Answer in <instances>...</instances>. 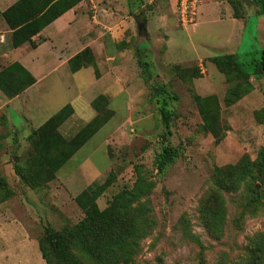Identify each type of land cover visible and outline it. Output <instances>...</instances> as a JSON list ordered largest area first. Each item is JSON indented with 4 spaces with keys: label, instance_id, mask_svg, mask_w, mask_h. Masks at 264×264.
I'll list each match as a JSON object with an SVG mask.
<instances>
[{
    "label": "rangeland",
    "instance_id": "rangeland-1",
    "mask_svg": "<svg viewBox=\"0 0 264 264\" xmlns=\"http://www.w3.org/2000/svg\"><path fill=\"white\" fill-rule=\"evenodd\" d=\"M92 1H87L90 16L94 14ZM157 1L95 0V3H99L96 8L98 16L99 13L108 17L120 12L129 18L133 14L135 20L142 13V6L148 11L156 6ZM154 15L155 12L150 17L154 18ZM3 21L0 22L1 28L5 25ZM95 26L103 27L101 22H96ZM195 28L181 30L182 40L187 43L192 37L194 44L201 46L196 43L199 32H193ZM210 32V36L203 40L209 45L219 31L210 28ZM248 46H251L252 53L242 50L238 53V60L243 64L261 55L260 52L256 53L247 34L245 47ZM201 49L204 48L201 46ZM212 52L216 54L220 51L212 49ZM157 58L153 61L152 76L141 74L139 65L137 70L132 69V74L140 77L136 84H126L130 89H139L134 99L129 100V88L120 89L117 84L110 89V108L115 114L112 116L108 108L103 109L105 112L99 120L106 124L58 171L57 180L37 189L29 188L10 170L11 162L15 163L18 157H26L30 146L25 133L22 134L20 129L14 132L13 112L19 115L26 112L29 116L35 105L32 99L28 100L24 95L9 98L0 90V176L7 177L15 190L11 198L0 203V250L11 252L9 255L16 253L23 261L25 258L27 262L31 261V264H39L40 260L44 262L39 249L36 251L39 259L29 247L24 249L20 235L23 230L21 221L37 240L44 236L47 226L63 230L79 222L85 215L75 194L96 184L104 185L97 205L101 210L109 208L117 194L133 187L139 166L141 174L154 184L148 198L155 224L151 232L141 239L137 264H217L220 259L234 262L246 255L251 239L264 232L262 181L247 178L237 190H220L225 218L223 231L219 233L209 230L202 206L211 193L219 190L213 181L216 166L234 164L244 155L254 161L264 147V125L256 123L252 113L255 108L263 107V102L252 100V108H246L248 103L227 108L221 101V123L230 130L220 144H216L213 135L204 127L193 93L207 95L213 90L223 98L229 87L226 77L213 66L210 78L213 89L209 87L210 81L208 85L197 81L194 83V79L185 83L174 75L170 66L164 64L163 67L164 62L157 61ZM171 60H177V57L172 54ZM12 61L14 58L10 54L3 59L0 57V70ZM77 75L76 79L72 75L62 77L56 71L40 84L47 88L48 107L45 114H55L70 101L74 102L78 90L85 89L83 84L75 81L86 83L88 73L84 70ZM162 84L179 95L177 101L169 104L174 110L169 130L162 124L161 102L155 96V87ZM93 90L94 87L90 93H81L84 99L91 96ZM81 99L79 102H82ZM15 118L16 123L22 121L19 116ZM80 127L81 124L78 129ZM166 145L177 148L180 154L165 170L159 172L158 156ZM63 181L74 194L65 188ZM254 185L262 190L258 200L252 199Z\"/></svg>",
    "mask_w": 264,
    "mask_h": 264
},
{
    "label": "trees",
    "instance_id": "trees-1",
    "mask_svg": "<svg viewBox=\"0 0 264 264\" xmlns=\"http://www.w3.org/2000/svg\"><path fill=\"white\" fill-rule=\"evenodd\" d=\"M80 1L82 0H18L6 10H0V16L12 29V45L18 47L25 42H32L34 35ZM231 3L235 16L246 14L240 0H232ZM256 4L259 7L257 12L264 13V0H256ZM208 61L215 65L229 83L223 99L227 107L237 103L254 89L250 81L252 74L264 76V49L260 58L251 63L252 67L250 64L245 66L239 63L232 54L215 55ZM140 65L148 66V63L140 61ZM172 71L185 83L201 76L198 66L185 67L175 64ZM34 82L35 77L17 61L0 70V90L9 98L22 93ZM155 88V96L161 102V121L164 128L169 130L174 116V110L169 104L177 101L179 95L165 84ZM193 98L205 129L213 135L215 143L220 144L230 128L221 123L222 106L218 96L193 93ZM102 100H105L104 96L94 100L93 106L98 114L70 140L58 129L71 114L70 105L62 108L29 134L27 139L30 146L26 157H18L14 163L16 174L28 187H43L55 179L56 172L103 125L99 120L105 112ZM253 118L256 123L264 125V106L253 111ZM179 154L177 148L164 146L158 156L159 172L165 170ZM246 156H242L234 164L215 168L213 181L219 190L211 193L204 202V207L202 206V213L206 214V224L213 233L223 231L225 210L220 190H237L247 178L259 179L264 185V147L254 161ZM137 169L138 177L133 187L117 194L109 208L101 210L97 205V198L105 188L104 185L96 184L77 195L76 200L84 211V217L63 230L47 226L44 236L38 239L44 264H137L136 256L140 251L141 239L151 232L155 224L151 214V201L148 198L154 184L141 174L139 166ZM261 191L254 185L251 191L252 199L258 200ZM14 194L15 190L7 177L0 176V203ZM217 264H264V232L251 239L244 257L234 262L220 259Z\"/></svg>",
    "mask_w": 264,
    "mask_h": 264
},
{
    "label": "crops",
    "instance_id": "crops-1",
    "mask_svg": "<svg viewBox=\"0 0 264 264\" xmlns=\"http://www.w3.org/2000/svg\"><path fill=\"white\" fill-rule=\"evenodd\" d=\"M16 1L18 0H0V10H6ZM87 1L82 0L74 7L68 9L53 22L45 26L37 35H34L32 42H25L18 47L12 45V29L0 16V22L4 20L5 24L4 28L0 27V57L3 59L10 54L14 58V61L19 62L35 77V82L32 85L14 97L18 98L20 95H24L28 100L32 99L35 105L33 110L29 112V116L26 115V112L23 115L13 112L12 122L15 123H13L14 132L20 129L22 134L25 133L27 137L34 129L41 126L61 110L50 116L44 113L48 107V103H46L48 99L45 95L47 88L45 85H40L45 83L51 74L56 71H59L62 77L72 75L76 79L77 74L85 70L89 76V80L86 83H82L80 80L75 81L83 84L85 89H77V96L74 98V102L70 101L64 106L70 105L72 112L60 124L58 129L66 139L70 140L98 114L93 106V102L100 96L105 97V100H102V108H108L112 116L115 114V111L110 108L111 100L108 93L117 84L120 89L129 88L126 84H136L140 80V77L139 75L132 74V69L137 70L138 65L141 68V74L146 76L153 75L152 69L155 65L153 61L156 57H158L157 61L164 62L162 64L163 67L166 64L167 67L170 66L171 70L175 64L185 67L195 65L200 68L201 76L194 78V83L197 81L199 84L208 85L210 81L209 87L213 89L214 86L210 78L213 75L215 65L208 61L210 57L232 54L238 60V53L241 50L248 54L252 53L251 46L245 47L247 34L249 40L252 41L256 53H261L264 49V13L257 12L259 7L256 4V0H240L242 9L246 11V14L241 17L234 15L232 0H204L199 8L197 19L199 23L197 24L196 22L187 28H182L178 23L175 0H159L156 6L148 11H145L142 6L140 9L142 13H139V18L135 20L132 18L135 17L133 14L129 18L120 12H117V15H109L108 17H105V14H101L102 16H100V13L98 16L96 8L99 3H95V0L92 1L94 3V14L90 16L87 9ZM154 12V18H151L150 14ZM96 22H101L103 27L96 28ZM195 26L196 28L193 32H199L196 43L201 44L204 49H201L200 45L194 44L190 35L189 43H185L182 40L181 30H189ZM210 28L212 30L217 29L219 32L215 40L213 39L209 45L203 40L210 36ZM212 49L219 50L220 52L215 54L212 52ZM172 54L177 57V60H171ZM255 59L244 65L248 66L250 64L252 67L251 63ZM140 61L148 63V66L144 65L142 67ZM61 72L64 74L62 75ZM174 75L176 76L175 73ZM250 81L254 89L240 99L239 103L233 104L232 107L248 103L249 105L246 108H249V106L252 108V100L263 102L262 105L264 106V76L252 74ZM199 84H197L198 89ZM93 87V94L84 99L81 93L88 91L90 93ZM130 91L129 100H132L139 92V89L132 88ZM212 92L213 90L210 94H216ZM4 96L7 97L5 94ZM79 98H82V102H79ZM218 98L219 100L222 99L220 100L222 106L224 97L220 98L218 96ZM254 110H252V113ZM14 116H19L22 121L16 123L17 120L16 118L14 119ZM37 119H40L38 120V124H36ZM80 124L81 127L78 129ZM10 170L13 175L21 179L14 170V162H11ZM58 171L56 172V176ZM55 180H57V177H55ZM63 182L65 185L67 184L65 181ZM49 184H51V181ZM65 188L70 191L67 185ZM17 220L21 221L20 219ZM21 225L23 230L20 235L23 237L24 249L29 247L32 254L39 259L37 257L39 255L36 253L37 249H39L37 238L32 236L30 230L22 221ZM10 253L0 250V264L32 263L31 261L27 262L26 258L23 261L16 253L9 255ZM39 264H44V262L40 260Z\"/></svg>",
    "mask_w": 264,
    "mask_h": 264
},
{
    "label": "built area",
    "instance_id": "built-area-1",
    "mask_svg": "<svg viewBox=\"0 0 264 264\" xmlns=\"http://www.w3.org/2000/svg\"><path fill=\"white\" fill-rule=\"evenodd\" d=\"M153 1V0H152ZM177 19L181 27L187 28L197 22L199 8L203 0H175Z\"/></svg>",
    "mask_w": 264,
    "mask_h": 264
}]
</instances>
